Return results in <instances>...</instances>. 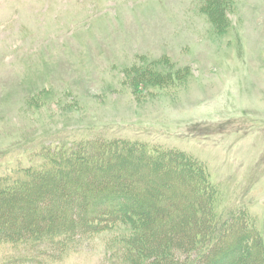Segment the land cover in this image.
Returning a JSON list of instances; mask_svg holds the SVG:
<instances>
[{
	"label": "rangeland",
	"instance_id": "rangeland-1",
	"mask_svg": "<svg viewBox=\"0 0 264 264\" xmlns=\"http://www.w3.org/2000/svg\"><path fill=\"white\" fill-rule=\"evenodd\" d=\"M101 144L141 145L159 159L179 152L185 160L174 159L169 179V162L157 169L146 158L138 167L116 160L107 174L84 162L73 165L78 173L67 166L80 145L87 152ZM47 167H62L63 176L42 174ZM118 171L147 175L168 194L177 190L175 212L188 216L181 205L194 208L191 188L200 184L211 217H242L245 226L224 230H264V0H0V191L9 198L0 200V218L31 199L23 220L9 223L12 233L44 232L65 216L75 239L68 215L75 204L52 205L61 196L135 183L132 176L107 179ZM185 230L179 236L189 238ZM118 232L62 243L61 255L39 263L36 250L55 246L5 243L0 264H127ZM62 234L41 241L69 240ZM181 240L175 250L183 256ZM257 261L251 253L247 264Z\"/></svg>",
	"mask_w": 264,
	"mask_h": 264
},
{
	"label": "trees",
	"instance_id": "trees-1",
	"mask_svg": "<svg viewBox=\"0 0 264 264\" xmlns=\"http://www.w3.org/2000/svg\"><path fill=\"white\" fill-rule=\"evenodd\" d=\"M129 145L130 147L128 148L118 149L117 145L101 144L87 152L86 146L80 145L78 152L72 155L67 154L68 157L65 162L68 164L67 166L72 168L73 172H80L73 165L84 162L86 167L97 165V169H103L107 174L111 170H115L117 161H121L120 165L122 167L129 163L138 167L144 161L143 159L146 158L157 169L169 162L171 166L167 167L164 174L165 178L169 179L170 172L172 170L176 172L177 170L176 168L173 169L178 164L174 162V159L176 158L175 160L179 161V163L185 160L179 152L169 153L168 155H171L169 159H159L157 156H153L154 150H148L141 145ZM40 172L42 174H50L54 179H60L63 176L62 167H47L41 169ZM102 175L104 176V174ZM131 176L135 182L133 185L99 186L96 191H94L95 189L85 191L82 196L75 198L76 201L71 200L68 196H61L57 205H52V209L62 208L63 210H69L70 206L75 204L73 205L74 209H71L68 215H71L74 237L79 242L93 239L98 234L109 231L112 228L119 229L118 235L122 236L127 244V264H216L225 255L229 253L237 254L242 251L243 255L241 258L235 259V257L233 261H228L227 264H247L251 253L257 256V264H264V230L258 231L256 228L244 230L240 228L241 232L236 235L230 230H224L227 224L231 226L229 229L236 228V225L238 227L245 226L241 222L242 217L239 215L234 216L229 223H223V219L211 217L207 213L208 206L211 204V197L204 193L200 184L191 188L192 193L195 192L197 194V200H189L188 202L194 203V208L197 207L198 210H203L202 215L196 216L191 212L194 209L193 207L187 204L184 206L180 204L181 208L190 209V216H188L186 213L177 214L175 212L178 201L174 202L172 198L179 195L177 190L174 191L177 194H174V192L168 194L170 191L163 192L159 190L158 186L155 187L150 184L147 175L141 173L135 175L131 172L123 174V172L118 171L116 174L111 173V176L107 177V179H117L119 181V179ZM196 176L198 180L202 178L200 172ZM77 181L81 183L80 187L84 185L82 180L76 179L75 182ZM84 181L85 183L90 182L87 179ZM166 181L168 182V180ZM162 183L161 185L166 189L168 185ZM9 196L16 197V195ZM8 199L7 196L2 197V192L0 191V200ZM30 203H34L33 200L29 199L26 201L23 207L17 210V213H8L0 218V230L3 231L0 235V245L5 243L18 245L20 242H24L27 243L26 247H41L43 243L55 246L56 252L45 248L36 250L41 252L35 253L33 260L39 263V257L61 255L67 248L63 244L69 241L74 244L75 239H72L73 231L68 230L70 227L65 226V223L69 222L65 216L56 220L57 223L53 225V229H46L44 232L25 227L23 232L12 233L9 230L11 228L9 223L13 219L23 220L24 213L31 211L35 205ZM151 208L158 213L157 216L149 215ZM45 210L47 211V209ZM197 214H199V211H197ZM150 219L153 220L150 221ZM219 223L221 224L216 232L214 224L218 225ZM60 224H63V226ZM57 227L60 229H57ZM184 229L189 231V238L179 236V232ZM56 233H60L62 236L67 234L69 240L63 242L60 237V239L54 240L53 243L51 242L52 239L48 242H43L46 238H49L48 235L54 237ZM44 236L45 239L41 241ZM154 238H157L156 242L151 243ZM181 238L179 249L181 253H185L183 256L179 255L175 250ZM198 247L199 250L196 252Z\"/></svg>",
	"mask_w": 264,
	"mask_h": 264
}]
</instances>
